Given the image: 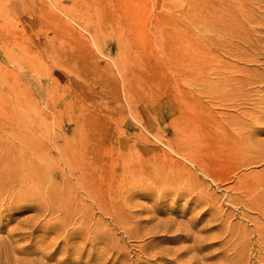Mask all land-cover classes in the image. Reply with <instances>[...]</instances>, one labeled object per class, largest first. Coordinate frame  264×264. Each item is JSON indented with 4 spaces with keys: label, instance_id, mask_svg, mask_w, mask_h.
<instances>
[{
    "label": "rangeland",
    "instance_id": "obj_1",
    "mask_svg": "<svg viewBox=\"0 0 264 264\" xmlns=\"http://www.w3.org/2000/svg\"><path fill=\"white\" fill-rule=\"evenodd\" d=\"M263 46L264 0H0V264H264Z\"/></svg>",
    "mask_w": 264,
    "mask_h": 264
},
{
    "label": "bare ground",
    "instance_id": "obj_2",
    "mask_svg": "<svg viewBox=\"0 0 264 264\" xmlns=\"http://www.w3.org/2000/svg\"><path fill=\"white\" fill-rule=\"evenodd\" d=\"M244 1H245V0H244ZM252 1H253V0H252ZM254 3H255V1H254ZM228 4H229V3H228ZM244 4H245V3H244ZM240 5H241V4H240ZM226 6H227V5H226ZM228 7H229V6H228ZM228 7H227V8H228ZM205 8H206V7H205ZM227 8H226V9H227ZM235 8H236V7H235ZM238 9H239V8H238ZM238 9H237V10H238ZM246 9H247V6H246ZM231 10H233V9H231ZM234 10H236V9H234ZM247 10H248V9H247ZM249 10H250V9H249ZM226 11H227V10H226ZM204 12H205V11H204ZM204 12H203L202 14H204ZM208 12H209V11H208ZM230 12H234V11H230ZM250 12H251V13H249V14H251V16H252V11H250ZM199 13H200V12H199ZM224 14H225V13H224ZM232 14H233V13H232ZM232 14H230V16H231ZM221 15H222V14H221ZM228 15H229V14H228ZM234 15H235V14H234ZM234 15L231 16V17H234ZM236 15H237V14H236ZM241 15H244V13L241 14ZM247 15H248V13H247ZM247 15H245V16H247ZM202 16H205V15H202ZM226 16H227V15H226ZM237 16H238V15H237ZM249 16H250V15H249ZM200 17H201V16H200ZM219 18H220V17H219ZM219 18H217V20H218ZM225 18L228 19V17H225ZM234 18H236V16H235ZM237 18H238V17H237ZM237 18H236L235 20H238ZM243 18L248 19V16H247V17H243ZM251 18H252V17H251ZM204 19H206V18L204 17ZM240 19H241V18H240ZM211 20H212V19H211ZM225 20H226V19H225ZM230 20H231V18H230ZM228 21H229V19H228ZM228 21H227V22H228ZM253 21H254V18H253ZM206 22H207V21H206ZM217 22H218V21H217ZM227 22H226V23H227ZM213 23L216 24L215 22H213ZM219 23H220V21H219ZM226 23H225V26H226ZM230 23H231V22H230ZM233 23H234V22H233ZM236 23H237V22H236ZM238 23H239V22H238ZM244 23H245V22H244ZM206 24H207V23H206ZM217 24H218V23H217ZM245 24H246V23H245ZM249 24H250V23H249ZM249 24H248V25H249ZM196 25H197V24H196ZM210 25H212V21H211V24H210ZM228 25H229V24H228ZM251 25H252V21H251ZM254 25H255V24H254ZM197 26H198V25H197ZM204 26H205V25H204ZM221 26H222V25H221ZM213 27H214V26H213ZM232 27H233V26H231V24H230V28L228 29V33H225V34H227L228 37L230 38V39L228 38V40H230V43H231V41L234 40L235 37H237L238 40H239V38H241V39H243V41L247 42V38H248V35H249V34L247 35V34L244 33V32L241 34L238 30H236V27H235V28H232ZM239 27H240V26H239ZM244 27H247V28L249 29V27H252V26H249V27H248V26L244 25ZM257 27H258V26H257ZM197 28H198V27H197ZM203 28L205 29V27H203ZM226 28H227V26H226ZM226 28H225V30H226ZM237 28H238V27H237ZM252 28H253V27H252ZM254 28H255V27H254ZM258 28H259V27H258ZM204 29H203V30H204ZM219 29H220V28H219ZM241 29H242V28H241ZM213 30H214V29H213ZM216 30H217V28H216ZM221 30H222V29H221ZM239 30H240V28H239ZM251 30H252V29H251ZM258 30H259V29H258ZM214 31H215V30H214ZM223 31H224V30H223ZM248 31H249V30H248ZM254 31H255V30H254ZM254 31H253V32H254ZM255 32H256V31H255ZM215 33H216V32H215ZM218 33H219V32H218ZM221 33H222V31H221ZM219 34H220V33H219ZM219 34H218V35H219ZM210 36H211V35H210ZM221 37H222V36H221ZM223 37H224V35H223ZM223 37H222V38H223ZM250 37H251V35H250ZM252 37H253V35H252ZM252 37H251V38H252ZM257 37H258V36H257ZM204 38H206V37H204ZM209 38H210V37H209ZM222 38H220V39H222ZM251 38H249V39H251ZM260 38H261V37H260ZM192 39H193V38H192ZM220 39H219V40H220ZM249 39H248V40H249ZM262 39H263V38H262ZM262 39H261V40H262ZM203 40H204V39H203ZM210 40H213V41L215 40V41H216V39H214V38H213V39H210ZM210 40H209V42H210L211 45H212L213 43H214V44L217 43V41L211 43ZM252 40H254V39H252ZM261 40H260V41H261ZM204 41H205V40H204ZM206 41H207V40H206ZM222 41H223V40H222ZM224 41L227 42V40H224ZM255 41H257V40H255ZM255 41H254V42H255ZM225 42H224V43H225ZM262 42H263V41H262ZM224 43L222 44V45H223V48L226 47V45L229 44V43H227V44L224 45ZM232 43H233V42H232ZM232 43H231V44H232ZM249 43H250V42H249ZM249 43L247 42V44H248L247 46L250 45ZM218 44H219V46H222L220 43H218ZM243 44H244V43H243ZM197 45H198V44H197ZM232 45H233V44H232ZM239 45H242V43L239 44ZM239 45H238V46H239ZM244 45H246V44H244ZM200 46H202V45H200ZM204 46H205V45L203 44V48H205ZM213 46H217V44H215V45H213ZM228 46H229V45H228ZM238 46L236 45V46H234V47H231V46H230V47L234 49L235 47H238ZM247 46H246V47H247ZM230 47H227V48H226L228 54H229L230 56H232L233 58L242 61L244 56H243V57L240 56L241 54L237 55V54L235 53L236 50H233V49H231ZM256 47H258V46H256ZM263 47H264V46H263ZM216 48H218V47H216ZM238 48H240V47H238ZM238 48H236V49H238ZM243 48H244V47H243ZM260 48H261V47H260ZM194 50H195V51H194L195 53H194V55L192 56V59H191V60H192V62H191V63H192V69H191V71L194 73V75H195L196 78H197V75H198V74H199V75L203 74V72H202V73H199V72H200V67L202 68V67H204V66H206V67L211 66V65H209L211 61L209 62L208 66H207L206 64H207V61H208V56H207V58H206L204 51L200 50L199 47H197L196 45L194 46ZM221 50H223V49H221ZM238 50H239V49H238ZM238 50H237V52H238ZM257 50H258V49H257ZM257 50H256V51H257ZM244 51H246V50H244ZM244 51H243V52H244ZM213 52H214V51H213ZM213 52H212V54H213ZM223 52H226V51H223ZM227 52H226V53H227ZM240 52H241V51H240ZM250 52H251V51H250ZM244 53H245V52H244ZM255 53H257V52H255ZM242 54H243V53H242ZM248 54H250V53H248ZM252 55H253V54H252ZM259 55H260V52H259ZM260 56H261V55H260ZM246 57H247V55H246ZM218 58H219V56H218ZM230 58H231V57H230ZM254 58H255V57H253V59H254ZM231 59H232V58H231ZM210 60H211V59H210ZM259 60H260V58H259ZM225 61H226V60H225ZM230 61H232V60H230ZM230 61H229V62H230ZM234 61H235V60H234ZM249 61H251V60H249ZM189 62H190V61H189ZM223 62H224V60H223ZM223 62H222V65L224 64ZM239 62H240V61H239ZM239 62H238V63H239ZM245 62H246V60H245ZM254 62H256V61H254ZM259 62H260V61H259ZM240 63H241V62H240ZM246 63H247V62H246ZM263 63H264V62H263ZM227 64H229V63H227ZM243 64H244V63H243ZM200 65H201V66H200ZM212 65H213V63H212ZM217 65H218V64H217ZM219 66H220V65H219ZM223 66L225 67V65H223ZM262 66H263V65H262ZM206 67H205V68H206ZM226 67H227V66H226ZM228 67H230V66L228 65ZM231 67H232V66H231ZM238 67H239V66H238ZM244 67H245V66L242 67V71H243V68H244ZM205 68H204V69H205ZM239 68H241V67H239ZM246 68H247V67H246ZM202 69H203V68H202ZM214 69H215V68H214ZM255 69H256V68H255ZM205 70H206V69H205ZM205 70H204V71H205ZM207 70H208V69H207ZM217 70H218V69H217ZM245 70H246V72H245L244 74L247 73V69H245ZM239 71L241 72L240 69H239V70H235L234 72L237 73V72H239ZM258 71H259V70H258ZM260 71H261V70H260ZM263 71H264V70H263ZM205 72H206V71H205ZM205 72H204V73H205ZM207 72H209V71H207ZM232 72H233V71H229L227 68H225V69H221V70H219V71L217 72L218 75H223V76H222V79H223V80L220 81V82H221L222 84H224V87H227V86L229 87V86H230L229 88H231V86H234V84H235V86H236L237 83H239L240 86H242V85H244V84L246 85V84H250V83H252V80H251L252 78H250V77L254 75V72H253V74L250 75V77H246V76H245V77L242 78V79L240 78L241 80L237 77L236 73H235V75L231 74ZM243 72H244V71H243ZM255 72H257V71L255 70ZM209 73H210V72H209ZM212 73H213V70H212L211 74H212ZM206 74H207V73H206ZM239 74H240V73H239ZM239 74H238V75H239ZM258 74H259V73L257 72V74H255V75L258 76ZM262 74H264V73L262 72ZM207 75L210 76L209 74H207ZM214 75H215V74H214ZM255 75H254V76H255ZM260 75H261V74H260ZM260 75H259V76H260ZM202 76H203V77H208V76H204V75H202ZM202 76H201V78H203ZM193 77H194V76H193ZM193 77H192V78H193ZM263 77H264V75H263ZM263 77H261V78H263ZM198 78H199V77H198ZM218 78H219V77H218ZM220 78H221V77H220ZM194 80H195V79H194ZM203 80H204V79H203ZM203 80H202V81H203ZM254 80H255V79H254ZM263 80H264V79H263ZM197 81H198V80H197ZM215 81H216V80H215ZM194 82H195V81H194ZM200 82H201V80L199 81V83H200ZM205 82H207V81H205ZM254 82H256V81H254ZM258 82H259V81H258ZM195 83H196V82H195ZM197 83H198V82H197ZM217 83H218V82H217ZM261 83H262V82H261ZM201 84H202V83H201ZM201 84H199V85H201ZM252 84H253V83H252ZM193 85L195 86V84H193ZM197 85H198V84H197ZM202 85H204V84H202ZM202 85H201V86H202ZM205 85H206V83H205ZM211 85H212V84H211ZM216 85H217V84H216ZM226 85H227V86H226ZM250 85H251V84H250ZM206 86H207V85H206ZM218 86H219V84H218ZM224 87H223V88H224ZM228 87L226 88V90L228 89ZM237 87H238V85H237ZM237 87H235V88H237ZM213 88H214V87H213ZM243 88H245V87H243ZM248 88H249V87H248ZM262 88H263V87H262ZM200 89H203V88L200 87ZM217 89H218V88H217ZM239 89L244 93V91H243L241 88L238 87V90H239ZM256 89H257V88H256ZM263 89H264V88H263ZM204 90H205V89H204ZM226 90L222 89V91L225 93V94H223L224 96H223V95H222V96H223V98H225L226 100H230V99H231V98H230V94H231L232 90H230L231 92H230L229 95L226 94ZM233 90H234V89H233ZM238 90H237V92H238ZM240 90H239V91H240ZM247 90H248V89H247ZM195 91H196V90H195ZM195 91H194V92H195ZM205 91H206V90H205ZM216 91H218V90H216ZM194 92H193V93H194ZM212 92H213V91H212ZM223 92H222V93H223ZM235 92H236V91H235ZM235 92H234V93H235ZM237 92H236V93H237ZM253 92H255V91H253ZM193 93H192V95H193ZM195 93H196V92H195ZM243 93H242V94H243ZM245 93H247V92H245ZM197 94H199V93H197ZM210 94H211V93H209V95H210ZM220 94H221V93H220ZM232 94H233V93H232ZM232 94H231V95H232ZM238 94H239V93H238ZM251 94H252V93H251ZM200 95H201V94H200ZM200 95H199V96H200ZM207 95H208V94H207ZM217 95H218V94H217ZM226 95H227V96H226ZM235 95H236V94H235ZM239 95H240V94H239ZM245 95H246V94H245ZM253 95H254V94H253ZM255 95H256V94H255ZM195 96H196V95H195ZM205 96H206V94H205ZM222 96H221V97H222ZM236 96H237V95H236ZM241 96H242V95H240L239 97H241ZM247 96H248V98H249V95H247ZM247 96H245V97H247ZM192 97H193V96H192ZM206 97H207V96H206ZM242 97H244V95H243ZM245 97H244V98H245ZM195 98H196V97H195ZM197 98H198V97H197ZM233 98H234V97H233ZM233 98H232V99H233ZM257 98H258V97H257ZM259 98H260V97H259ZM261 98H263V97H261ZM191 99H192V98H191ZM221 99H222V98H221ZM232 99H231V100H232ZM253 99H255V97H254ZM231 100H230V101H231ZM235 100H236V99H235ZM235 100H232V101H235ZM241 100H243V99H241ZM247 100H248V99H247ZM255 100H256V99H255ZM248 101H249V100H248ZM253 101H254V100H253ZM263 101H264V100H263ZM221 102L223 103V101H221ZM237 102H238V101H237ZM237 102H236V103H237ZM245 102H246V101H245ZM259 102H260V101H259ZM259 102H258V103H259ZM261 102H262V101H261ZM197 103H198V102H197ZM197 103H196V104H197ZM200 103H201V102H200ZM224 103H225V100H224ZM229 103H230V102H229ZM236 103L234 102V104H236ZM243 103H244V102H243ZM250 103H251V102H250ZM258 103H257V104H258ZM201 104H202V103H201ZM231 104H233V103H231ZM239 104H241V103L239 102ZM253 104H254V103H253ZM257 104H256V105H257ZM198 105H199V104H198ZM225 105H226V104H225ZM228 105H229V104H228ZM237 105H238V104H236V106H237ZM196 106H197V105H196ZM201 106H202V105H201ZM236 106H235V107H236ZM192 107H193V106H192ZM191 113H192V112H191ZM200 113H201V112H200ZM191 115H192V114H191ZM223 118H224V117H223ZM243 118H244V117H243ZM259 118H260V117H259ZM196 119H197V118H195V120H196ZM261 119H262V118H261ZM200 121H201V120H200ZM220 121H221V120H220ZM196 122L198 123V120H197ZM261 141H262V140H261ZM263 141H264V140H263ZM262 144H264V143H262ZM85 149H86V148H85ZM259 149H260V148H259ZM257 150H258V149H257ZM88 151L90 152V150H88ZM256 152H257V151H256ZM76 155H77V154H76ZM259 155H260V153H259ZM70 156L72 157L71 154H70ZM74 156H75V155H74ZM79 156H81V155H79ZM89 157H90V155H89ZM242 157H243V156H242ZM262 157H263V156H262ZM73 158H74V157H73ZM73 158H72V159H73ZM77 158H78V157H77ZM7 159H8V158H7ZM83 159H84V158H83ZM263 159H264V158H263ZM68 160H69V159H68ZM75 160H76V159H75ZM241 160H242V159H241ZM72 162H73V161H72ZM75 162H76V161H75ZM80 162H81V161H80ZM80 162H79V163H80ZM76 163H77V162H76ZM76 163H75V164H76ZM80 164H82V162H81ZM72 165H73V163H72ZM72 165H71V167H72ZM89 165H90V164H89ZM95 165H96V164H95ZM90 166H91V165H90ZM98 169H99V168H98ZM69 171H70V170H69ZM78 171H79V170H78ZM99 171H100V170H99ZM61 172H62V171H61ZM70 172H71V171H70ZM93 172H94V171H93ZM96 172H97V171H96ZM96 172H95V173H96ZM79 173H81V172H79ZM27 175H28V174H27ZM27 175H26V176H27ZM93 175H94V174H93ZM26 176H25V177H26ZM86 176H89V175H86ZM100 176H101V175H100ZM25 177H24V178H25ZM27 177H29V175H28ZM27 177H26L25 179H28ZM36 177H37V176H36ZM68 177H69V176H68ZM30 178H31V177H30ZM80 179H81V178H80ZM87 179H88V178H87ZM29 180H30V179H29ZM32 180H33V179H32ZM23 181H25V180H23ZM33 181H34V180H33ZM36 181H37V180H36ZM97 181H98V180H97ZM18 182H19V181H18ZM30 182H31V180H30ZM88 182H89V181H88ZM20 183H21V181H20ZM28 183H29V181H28ZM24 184H25V183H24ZM95 184H96V182H95ZM99 184H101V183H99ZM38 185H39V184H38ZM104 185H107V184H104ZM26 186H27V185H26ZM29 186H31V185H29ZM1 187H2V186H1ZM3 187H5V186H3ZM16 187H17V186H16ZM40 187H41V186H40ZM82 187H83V186H82ZM101 187H102V186H101ZM101 187H100V188H101ZM25 188H26V187H25ZM31 188H32V190H33V189L35 190V188H33V185L31 186ZM31 188L28 187V189H25V190H31ZM42 188H43V187H42ZM107 188H108V187H107ZM107 188H106V189H107ZM0 189H1V188H0ZM2 189H3V188H2ZM20 189H21V188H20ZM40 189H41V188H40ZM87 189H88V188H87ZM7 190H8V189H7ZM22 190H23V189H22ZM34 190H33V191H34ZM96 190H97V189H96ZM16 191H17V190H16ZM18 191H19V189H18ZM33 191H31V192L28 191L27 193L30 192V193L32 194ZM92 191H93V190H92ZM43 192H45V191H43ZM89 192L91 193V191H89ZM93 192H94V191H93ZM25 193H26V191H25ZM25 193H24V194H25ZM38 193H40V191H39ZM45 193H46V192H45ZM97 193H98V192H96V194H97ZM16 194H18V193H16ZM16 194H15V195H16ZM24 194H23V195H24ZM40 194H41V193H40ZM40 194H39V196H40ZM26 195H27V194H25V196H26ZM29 195H30V194H29ZM44 195H45V194H44ZM70 195H71V194H70ZM30 197H33V195H32V196L30 195ZM52 197H53V196H52ZM57 197H58V195H57ZM59 197H60V196H59ZM54 198H55V197H54ZM3 199H4V198H3ZM3 199H2V200H3ZM24 199H25V197H24ZM50 199H51V198H50ZM56 199H57V198H56ZM58 199H59V198H58ZM61 199H62V197H61ZM9 200H11V199H9ZM20 200H22V199H20ZM54 200H55V199H54ZM13 201H14V200H13ZM29 201H30V200H29ZM1 202H2V201H1ZM42 203H43V202H42ZM57 203H58V202H57ZM48 204H49V203H48ZM48 204H47V205H48ZM47 205H46V206H47ZM55 205H56V208H58V207H57V204H55ZM59 205H60V204H59ZM62 205H63V204H62ZM50 206H51V205H50ZM45 208H46V207H45ZM53 208H54V207H53ZM60 209H61V208H60ZM51 210H52V209H51ZM55 211H56V210H55ZM53 214H54V213H53ZM41 215H42V214H41ZM29 221H30V220H29ZM26 222H27V221H26ZM31 222H32V221H31ZM26 224H27V223H26ZM59 224H60V222H59ZM30 226H31V225H30ZM29 229H30V228H29ZM87 234H88V233H87Z\"/></svg>",
    "mask_w": 264,
    "mask_h": 264
}]
</instances>
